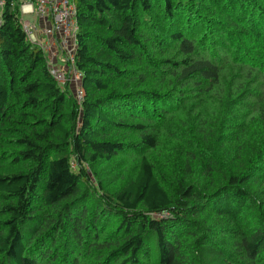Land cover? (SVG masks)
I'll list each match as a JSON object with an SVG mask.
<instances>
[{"label": "trees", "instance_id": "trees-1", "mask_svg": "<svg viewBox=\"0 0 264 264\" xmlns=\"http://www.w3.org/2000/svg\"><path fill=\"white\" fill-rule=\"evenodd\" d=\"M4 1L0 264H264V0H72L81 101Z\"/></svg>", "mask_w": 264, "mask_h": 264}, {"label": "built area", "instance_id": "built-area-1", "mask_svg": "<svg viewBox=\"0 0 264 264\" xmlns=\"http://www.w3.org/2000/svg\"><path fill=\"white\" fill-rule=\"evenodd\" d=\"M5 1L0 0V27L2 25V11ZM34 13L41 23V27H36L32 24L23 23V30L31 42V44L40 46L42 39L39 37V30L43 37L54 42H60L63 50L70 49L69 57L67 60L66 69H55L48 65L50 74L61 87L67 84L74 83L76 86V96L78 101L82 99V91L79 83L82 79V73L76 68L75 65V50H76V35L78 32V24L76 20L77 10L76 5L72 0H32L30 5ZM45 26H43L44 23ZM53 42V43H54ZM59 43L58 46L60 47ZM57 55L55 54L54 57Z\"/></svg>", "mask_w": 264, "mask_h": 264}, {"label": "rangeland", "instance_id": "rangeland-1", "mask_svg": "<svg viewBox=\"0 0 264 264\" xmlns=\"http://www.w3.org/2000/svg\"><path fill=\"white\" fill-rule=\"evenodd\" d=\"M20 3H21V6H23L25 4V2H23V0H21ZM21 6H20V8H21ZM27 19H29L28 16H27ZM36 19H37L36 23H38L39 19L38 18H36ZM26 24H30L29 21L26 22ZM45 24H47V23L45 22L43 24V26H45ZM32 25H34V24H32ZM22 26H23V24H22ZM39 37H41V39H42L40 46L42 47L44 45L42 47V50L44 51L45 57L48 61V65L54 67L55 69H59V70L60 69H66L67 68V60L69 57L68 52L70 51V49L68 48L67 50H63V48L60 45L61 41L54 42L53 40L50 41V40L46 39L45 37L42 36L40 30H39ZM58 43H59L60 47L58 46ZM55 54L57 55L56 57H54ZM70 85H71V87H70L71 91L75 92L76 91L75 84L71 83ZM134 159H135L134 156H131V154H127L124 157L120 158L117 163H119L120 168L122 170H127L129 172H132L135 170Z\"/></svg>", "mask_w": 264, "mask_h": 264}, {"label": "crops", "instance_id": "crops-1", "mask_svg": "<svg viewBox=\"0 0 264 264\" xmlns=\"http://www.w3.org/2000/svg\"><path fill=\"white\" fill-rule=\"evenodd\" d=\"M23 2H25V4L23 6H21V8H20L22 24L29 21L30 24H34L38 28L41 27L40 21H38V23H36L37 17L34 15V13H31V10H33V8L29 5L32 2V0H23ZM27 16L29 19H27Z\"/></svg>", "mask_w": 264, "mask_h": 264}]
</instances>
